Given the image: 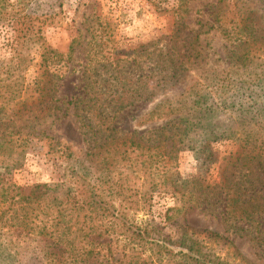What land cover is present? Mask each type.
<instances>
[{"label":"trees","instance_id":"16d2710c","mask_svg":"<svg viewBox=\"0 0 264 264\" xmlns=\"http://www.w3.org/2000/svg\"><path fill=\"white\" fill-rule=\"evenodd\" d=\"M20 3L0 0V23L12 21L15 39L39 40L52 13L43 7L33 15ZM258 3L254 9L240 8L235 18L223 14L234 23L223 32L232 43L229 66L234 68H212V84L195 81L170 93L155 81L88 86L85 95L92 102L64 101L56 94L57 74L49 72L47 62L48 54L60 60L63 53L43 46V69L31 100L21 98L22 85H0V264H249L229 261L216 251L210 241L226 240L217 232L197 233L184 224L167 231L174 214L167 208L157 220L153 203L155 194L177 193L184 203L224 222L264 218L262 198L252 202L264 196V56L258 53L264 50V0ZM72 51L70 45L68 58ZM172 62L160 72L165 83L178 77ZM154 72L145 77L151 79ZM72 102L87 145L80 166L70 163L54 182L17 185L11 172L41 141L62 159L73 157L38 128L48 117L59 118L61 110L64 115L68 108L63 105ZM138 102L151 105L131 114V130H120L119 114ZM143 125L149 127L139 130ZM246 126L256 133L239 134ZM222 140L235 141L239 149L219 164L220 179L182 181L175 169L182 147L196 142L201 151ZM232 177L234 183L228 182Z\"/></svg>","mask_w":264,"mask_h":264},{"label":"rangeland","instance_id":"374dc122","mask_svg":"<svg viewBox=\"0 0 264 264\" xmlns=\"http://www.w3.org/2000/svg\"><path fill=\"white\" fill-rule=\"evenodd\" d=\"M20 1L28 13L38 14L45 10L42 9L44 7L49 8L48 12L52 15L45 19L47 24L41 30L39 40L15 39L11 32L12 21L0 23V85L5 82L22 85L21 98L31 100L35 94V81L43 69L39 66L42 47H50L63 53L60 60L48 54L47 61L49 72L57 74L54 80L57 96L64 101L75 97L77 102L84 100L88 103L93 101L91 97L86 98L88 86L116 88L139 81L142 84L155 81L159 82L157 87L162 90L166 88L170 93L182 90L186 84L195 81L212 84V68H234L229 66L232 43L226 40L223 33L234 23H228L223 14L235 18L240 8L242 11L259 6L258 0ZM70 45L73 51L68 58L66 53ZM259 52L264 56V50ZM171 59L172 64L177 66L175 68H179V74L177 79L165 83L160 80V72L168 68ZM151 69L155 70L154 77L146 78ZM157 96L161 97V93ZM14 103L15 100L10 106ZM150 105L138 102L124 109L116 119L120 130H131V114H138ZM63 107L68 108L64 115L61 110L56 115L59 118L48 117L38 128L53 140H59L60 145L68 147L73 157L62 159L59 153L48 150L45 141H41L42 146L29 150L21 166L11 172L12 180L17 185L27 187L35 183L57 181L66 166L70 163L74 166L83 160L87 145L83 129L78 127V110L73 102ZM7 112L11 115L15 113L11 109ZM148 127L143 125L139 130ZM256 130L248 126L238 129L241 135L255 134ZM210 144L208 148H201V151L198 149L202 146L196 142L192 143V148L182 147L175 161V169L182 181L193 178L204 179L206 183L218 181L219 164L222 165L239 149L232 140ZM231 170L234 171V168ZM235 174L233 177L238 180V171ZM233 177L227 181L234 183ZM261 198L264 202V196L252 202ZM167 208H171L169 214H174L173 220L167 223V231L178 230L177 226L184 224L197 233L203 230L217 232L226 240L210 241L209 244L226 256L227 260L264 264V218L251 222L236 217L224 222L219 215L184 203L177 193L155 194L153 212L157 220ZM235 214L239 216L240 213Z\"/></svg>","mask_w":264,"mask_h":264}]
</instances>
